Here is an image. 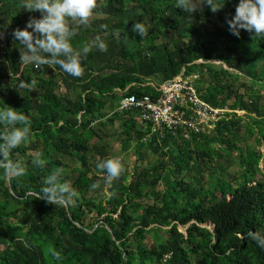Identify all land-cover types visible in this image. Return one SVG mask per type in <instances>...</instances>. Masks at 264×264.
Returning a JSON list of instances; mask_svg holds the SVG:
<instances>
[{"label":"trees","instance_id":"1","mask_svg":"<svg viewBox=\"0 0 264 264\" xmlns=\"http://www.w3.org/2000/svg\"><path fill=\"white\" fill-rule=\"evenodd\" d=\"M23 2L0 0V107L16 108L31 126L27 143L11 153L24 175L9 183L0 169V264H264V248L247 235L264 228V149L241 143H264V35L230 31L239 0L194 14L177 0H97L88 23L77 20L79 35L70 21L74 48L96 35L108 44L87 55L80 77L59 64L20 63L14 30L42 15ZM136 21L145 23L146 37L132 31ZM183 67L200 75L202 97L224 109L214 127L157 133L138 109L119 110V100L157 94ZM116 143L136 159L122 161L109 185L96 165ZM235 158L234 174L214 163ZM58 167L79 195L55 205L38 194Z\"/></svg>","mask_w":264,"mask_h":264},{"label":"clouds","instance_id":"2","mask_svg":"<svg viewBox=\"0 0 264 264\" xmlns=\"http://www.w3.org/2000/svg\"><path fill=\"white\" fill-rule=\"evenodd\" d=\"M226 3L227 0H177L176 7L183 9L186 13L194 14L198 9L203 11L205 6H210L213 12H217L224 8ZM96 7L97 0H24L23 8L30 12L38 10L42 15L39 18L30 17L26 27L14 30L13 35L21 46L19 47L20 63L23 66L35 65L37 67L59 64L63 71L71 76H82L87 55L93 48L107 51L108 44L100 35H96L91 41L83 43L82 47L74 48L72 37L76 34V30L71 27L70 20H78L80 24H87ZM228 24L230 31L237 36L240 35L241 29L254 32L255 38L264 35V0H239L236 13L228 20ZM132 31L142 38L148 35V28L143 21H136ZM125 42H127V37H125ZM212 61L218 62L214 59L208 62L213 63ZM202 62L204 61H196V63ZM185 71L186 67H183L181 73L173 79L193 78L198 95L206 101L199 91L200 75H187ZM25 86L23 83L20 85V87ZM207 103L213 107L209 102ZM0 124L7 126L0 130V169H3L9 176L13 174L17 177L23 176L25 168L19 160L11 158V153L13 149L27 143L31 132L30 121L16 108L7 106L0 107ZM215 125L216 122L210 128ZM33 163L41 168L46 165V161L40 157L34 158ZM96 168L105 183L110 185L120 177L122 163L118 157H110L99 161ZM62 174V168L52 170L45 177L38 197L55 205L77 197L79 193L69 181L62 178ZM99 186V183L91 185L93 189ZM203 226L206 225L203 224ZM213 227L215 228V225ZM247 235L259 247L264 248V228L249 231Z\"/></svg>","mask_w":264,"mask_h":264},{"label":"built area","instance_id":"3","mask_svg":"<svg viewBox=\"0 0 264 264\" xmlns=\"http://www.w3.org/2000/svg\"><path fill=\"white\" fill-rule=\"evenodd\" d=\"M5 42V35L0 32L1 49L5 47ZM118 104L119 110L138 109L141 118L150 121L155 132L163 126H189L195 131L207 129L221 118L223 111L210 106L198 95L193 78L183 77L168 80L155 95H131L122 98Z\"/></svg>","mask_w":264,"mask_h":264},{"label":"rangeland","instance_id":"4","mask_svg":"<svg viewBox=\"0 0 264 264\" xmlns=\"http://www.w3.org/2000/svg\"><path fill=\"white\" fill-rule=\"evenodd\" d=\"M70 21L73 23V25H75V27L77 29V32H78V35H79L80 28L77 26L78 25L77 20H74V21L70 20ZM218 22L221 23V21H218ZM212 62L216 63L215 61H212ZM217 64H222V62L219 63V61H218ZM233 71L235 73H237V71H235V70H233ZM46 76H50V75H46ZM242 82H244V81H242ZM152 83H154V82H152ZM254 88H256V89L260 88L259 84L255 85ZM238 113L241 116H244V111H239ZM243 124L245 125V121L242 122V125ZM245 131H246V129L243 130V132H245ZM212 132H214V131L212 130ZM230 137H231V139L236 140V137L233 134H230ZM241 143L243 144L244 148L247 145L255 144L256 146H258L262 150L264 149V143L262 145H258V142H257L255 137H252L248 142H245L244 140H241ZM246 143H247V145H246ZM238 153H239V151H237V150L234 151V155H238ZM111 157H118L121 160V162L125 161L127 163H133L135 161V159H136V156L134 154V150L131 149L129 153L125 152L122 143H116L114 145V151H113V154H112ZM214 163L216 165H219L221 163H223L224 165H228L227 171H228L229 174L236 173L238 171V168H239L237 158L230 159L228 162L224 161L223 159H216ZM260 167H262V163L260 164ZM104 190L108 191V188L104 187ZM205 225H206L205 227L209 228L210 230L214 229V227H213V225L211 223H208V224H205ZM179 228H180L181 231H185V227L180 226ZM148 241H152V239L149 237Z\"/></svg>","mask_w":264,"mask_h":264},{"label":"water","instance_id":"5","mask_svg":"<svg viewBox=\"0 0 264 264\" xmlns=\"http://www.w3.org/2000/svg\"><path fill=\"white\" fill-rule=\"evenodd\" d=\"M8 181H10V176H8Z\"/></svg>","mask_w":264,"mask_h":264}]
</instances>
